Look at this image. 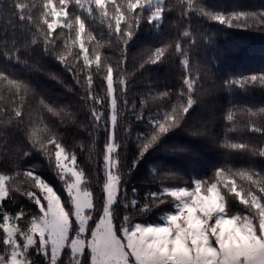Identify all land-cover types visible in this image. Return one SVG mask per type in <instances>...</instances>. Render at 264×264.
I'll use <instances>...</instances> for the list:
<instances>
[{
    "label": "snow or ice",
    "instance_id": "obj_1",
    "mask_svg": "<svg viewBox=\"0 0 264 264\" xmlns=\"http://www.w3.org/2000/svg\"><path fill=\"white\" fill-rule=\"evenodd\" d=\"M228 29L264 34V5L0 0V264H264V106L236 99L264 91V63L220 76ZM145 30L155 43L133 51ZM152 65L179 69L178 86L151 87ZM224 92L227 106L210 102ZM176 129L221 144L224 162L210 174L161 163L138 186L137 166Z\"/></svg>",
    "mask_w": 264,
    "mask_h": 264
},
{
    "label": "trees",
    "instance_id": "obj_2",
    "mask_svg": "<svg viewBox=\"0 0 264 264\" xmlns=\"http://www.w3.org/2000/svg\"><path fill=\"white\" fill-rule=\"evenodd\" d=\"M213 4H224L237 6L240 8H254L258 5H264V0H208ZM59 31V28L56 30ZM157 33L155 30H145L139 34V38L132 45L133 51H139L142 47L155 43ZM218 49L224 50L226 55L222 56L216 63L214 70L220 76H227L230 73L242 71L251 66H260L264 63V34L259 32L250 31L247 29H228L224 35H220L216 41ZM213 54L209 50V56ZM4 57L0 56V65L3 64ZM16 67H19L18 65ZM49 67L57 73H63L66 81L74 85L71 73L63 70V65L55 62L49 58ZM151 72V79L153 84L151 87L158 91H163L166 88H173L178 86L179 69L169 65H152L149 68ZM23 75H29L22 72ZM32 79H36V74H31ZM38 82L42 86L50 89L53 99H59L63 103H70L74 100L73 93L68 91L62 84L53 79L51 76L39 74ZM148 84L138 85L139 90L148 88ZM236 99L240 103H247L249 105L257 104L264 106V91L259 88L253 89L249 93L238 91ZM229 101V94L224 92L210 102L217 103L221 106H227ZM199 105L195 106L193 111H198ZM221 109H218L220 112ZM137 132L143 133L145 131L144 123L138 122L136 125ZM216 131H222V124L217 123ZM75 134V129L71 130ZM102 139L106 134L101 133ZM80 138L86 139L87 134L83 131L80 132ZM222 139V137H221ZM180 146L190 149L189 153L176 154L171 151H165L166 147ZM130 152L138 150V145L135 142H129L128 145ZM225 150L222 145L217 143H210L206 138L194 136L191 133L183 130L176 129L169 132L161 141L150 149L146 154L145 159L142 160L136 168L134 173V181L138 186L143 187L140 183L146 177L153 166H158L161 163H166L170 166H175L185 173H205L210 174L211 169L218 164L224 162ZM33 163L44 162V157L39 154H34ZM239 162V161H237ZM159 170V169H158ZM46 176L54 179V173L50 168L41 169Z\"/></svg>",
    "mask_w": 264,
    "mask_h": 264
}]
</instances>
